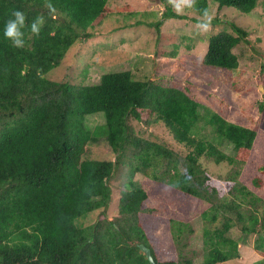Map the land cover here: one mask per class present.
<instances>
[{"label":"trees","instance_id":"16d2710c","mask_svg":"<svg viewBox=\"0 0 264 264\" xmlns=\"http://www.w3.org/2000/svg\"><path fill=\"white\" fill-rule=\"evenodd\" d=\"M209 1L190 0L188 7L206 17ZM212 1L242 13L257 5V0ZM161 2L162 18H186L170 0ZM15 9L26 14V46L18 49L0 35V264H193L183 250L185 229L171 219L165 221L178 257L159 258L152 227L165 221L143 209L148 193L134 180L138 172L169 185L181 200L209 202L201 212L200 264L239 257V242L227 236L234 223L244 236L257 234L254 250L264 264V201L259 195L264 189V130L231 122L207 107L201 113L200 103L185 90L136 78L131 70L104 72L96 83L50 79L75 42L90 38L88 28L107 17L108 0H0V30ZM38 15L45 22L35 35L29 26ZM161 23L158 19L152 25L159 31ZM230 27L211 32L203 64L238 67L235 49L248 33L235 23ZM96 113L104 122L90 128L85 119ZM131 118L160 121L183 149L137 134ZM201 122L210 126L212 138L199 134ZM100 136L109 151L97 158L91 147ZM222 140L232 144L233 155L218 147ZM201 156L236 167L214 178L202 168ZM242 164L252 171L244 180ZM121 166L124 186L110 219L109 180ZM225 191L227 196L221 194ZM90 213L96 219L83 223ZM140 244L150 249L154 263Z\"/></svg>","mask_w":264,"mask_h":264},{"label":"rangeland","instance_id":"374dc122","mask_svg":"<svg viewBox=\"0 0 264 264\" xmlns=\"http://www.w3.org/2000/svg\"><path fill=\"white\" fill-rule=\"evenodd\" d=\"M170 1L172 8L186 18H162L165 6L161 0H108L110 12L107 17L88 28L91 37L78 39L48 77L73 83L81 80L96 83L104 72L131 70L136 78L156 80L185 90L200 103L201 113L207 107L231 122L264 130V0H257V5L249 13H242L230 6L218 8L215 2L208 0L209 13L206 17L199 16L188 7L190 0ZM122 16H127V21ZM192 18L212 20L202 22ZM158 19L162 21L159 31L152 25ZM140 21L144 24L138 25ZM232 23L248 33L235 49L238 67L226 70L203 64L202 56L211 32L230 30ZM204 24H207L206 28ZM120 25L122 28H119ZM175 41L178 43L176 47ZM84 69L86 74L83 75ZM103 122L102 113L88 115L85 119L90 128ZM131 123L137 134L183 149L160 121L146 124L144 120L131 118ZM200 124L199 134L212 138L210 126L203 122ZM216 144L228 155H233L232 144L226 140ZM108 151V145L100 136L91 147V156L101 158ZM199 162L214 178L225 176L236 167L225 161L215 163L204 156L199 158ZM251 168L254 169V166L251 165ZM239 169L244 172L241 179L252 176L248 164H242ZM124 171V166H121L109 180L113 192L106 215L110 219L117 214L119 192L125 180ZM134 180L148 193L143 209L161 216L164 221L171 219L182 224L185 229L182 235L186 244L184 253L193 257V264H200L203 257L201 212L209 206V202L195 197L181 200L175 189L140 172L134 175ZM221 194L227 196L226 191ZM259 195L264 201V189ZM96 217V213H90L82 222H92ZM152 233L159 258L177 259L178 250L166 221L162 222V226L152 227ZM227 236L239 242V257L217 264H261L262 256L254 250L257 234L244 236L239 224L234 223Z\"/></svg>","mask_w":264,"mask_h":264},{"label":"clouds","instance_id":"9594fccd","mask_svg":"<svg viewBox=\"0 0 264 264\" xmlns=\"http://www.w3.org/2000/svg\"><path fill=\"white\" fill-rule=\"evenodd\" d=\"M45 19L43 16H37L30 24V31L35 35H39L41 28L43 27ZM26 27V14L20 9H15L12 12L10 19L5 21L3 24L2 30H0V35L3 38H6L11 41L12 45L16 48H24L26 46L25 42V32ZM203 27H207V24H204Z\"/></svg>","mask_w":264,"mask_h":264},{"label":"water","instance_id":"95a60500","mask_svg":"<svg viewBox=\"0 0 264 264\" xmlns=\"http://www.w3.org/2000/svg\"><path fill=\"white\" fill-rule=\"evenodd\" d=\"M263 89V88H262ZM140 248L141 250L145 253L146 257L149 259V261L151 263H154V260H153V257L151 255V252H150V249L148 247H146L145 245L143 244H140Z\"/></svg>","mask_w":264,"mask_h":264}]
</instances>
